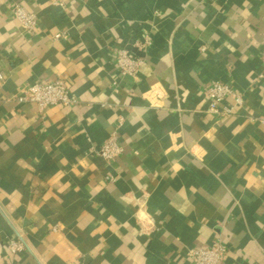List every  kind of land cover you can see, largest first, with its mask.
<instances>
[{
  "label": "crops",
  "instance_id": "0c3cea01",
  "mask_svg": "<svg viewBox=\"0 0 264 264\" xmlns=\"http://www.w3.org/2000/svg\"><path fill=\"white\" fill-rule=\"evenodd\" d=\"M21 1L31 33L0 0V264H191L216 241L264 264V0ZM55 80L76 103L17 100ZM217 80L229 115L208 111Z\"/></svg>",
  "mask_w": 264,
  "mask_h": 264
},
{
  "label": "built area",
  "instance_id": "2783aa9c",
  "mask_svg": "<svg viewBox=\"0 0 264 264\" xmlns=\"http://www.w3.org/2000/svg\"><path fill=\"white\" fill-rule=\"evenodd\" d=\"M11 10L13 16L20 22L24 32L31 33L36 29L37 16L29 11L21 0H12ZM262 62L264 66V47L261 51ZM118 63L123 76L133 77L139 70L143 59L131 54L126 49L122 48L118 51ZM2 77V75H0ZM205 94L210 98V113L231 114L233 107L225 104L229 97H232L237 103H242V97L235 92L230 84L215 81L206 86ZM20 102L36 103L39 108L44 109L51 105H72L77 102V98L71 93L65 81L55 80L51 83L35 82L23 86L20 94L17 96ZM123 148L118 141L117 134L114 132L106 143L96 150L97 154L105 159L111 160L121 154ZM26 243L23 237L18 233V239L10 242L9 248L13 252L23 250ZM228 249L222 241H216L208 247L193 248L188 251V257L191 264H227L225 255Z\"/></svg>",
  "mask_w": 264,
  "mask_h": 264
}]
</instances>
